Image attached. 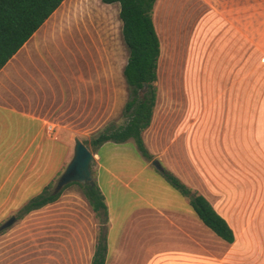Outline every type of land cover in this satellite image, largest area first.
<instances>
[{
    "label": "crops",
    "instance_id": "1",
    "mask_svg": "<svg viewBox=\"0 0 264 264\" xmlns=\"http://www.w3.org/2000/svg\"><path fill=\"white\" fill-rule=\"evenodd\" d=\"M77 12L78 0H65L0 71V228L4 220L50 186L52 175L66 165L72 140L75 143L76 136L97 128L101 84L96 64L83 61L84 44L81 31H77ZM154 23L161 42L159 76L163 42L157 17ZM125 66L122 79L127 86ZM242 67V49L236 42L234 46H221L210 58L208 82L211 70H224L219 84L224 92L222 101L231 99L230 108L220 103L221 110L213 119L210 112H202V121L194 120L185 130L186 176L169 167L227 222L234 232V243L225 242L204 226L188 199L182 202L176 198L171 202L163 196L155 199L150 195L132 225L153 229L155 248L160 247V252L152 253L151 264H264V79L254 90L248 112H243ZM127 93L129 98L128 86ZM237 93L240 104L237 106L236 102L233 109ZM155 122L156 112L143 138L150 152L149 143L154 142V148L163 154L164 149H173L178 143L173 132L182 131L167 125L157 128ZM108 124L92 133L96 135ZM49 125L55 128L53 136L47 130ZM100 167L115 178L109 167ZM195 173L198 182L192 178ZM97 181L108 206L109 264L112 257L122 258L120 242L111 243L121 211L112 209L99 177ZM140 187L137 185L135 191L141 192ZM153 217L155 223L146 221ZM18 243H10V252L0 246V264H32L34 253L28 243L23 253L18 252Z\"/></svg>",
    "mask_w": 264,
    "mask_h": 264
},
{
    "label": "rangeland",
    "instance_id": "2",
    "mask_svg": "<svg viewBox=\"0 0 264 264\" xmlns=\"http://www.w3.org/2000/svg\"><path fill=\"white\" fill-rule=\"evenodd\" d=\"M236 2L157 1L153 18L158 19L163 52L156 84L155 127L167 125L182 132H173L179 138L178 143L172 146L173 149H164L163 154L162 150L154 148V142L149 143L153 159L147 161L133 141L124 144L106 143L99 150H94L89 144L95 135L92 131L97 128L101 129L111 122L117 125L125 123L121 113L128 93L122 70L129 53L121 36L119 5L104 4L102 0H78L76 24L80 29L77 31L82 33L83 61L96 64L101 87L97 128L93 127L76 138L87 143L96 158V165L92 167L93 178L99 177L102 181L112 209L121 211L120 222L111 233V243L116 245L120 242L122 258L112 257L109 264H151L152 253L160 252V247L158 250L155 248L156 239L151 227L142 229L139 224L132 225L150 195L155 199L163 196L171 202L176 198L187 202L184 196L167 184L151 163L158 160L165 169L171 167L186 176L185 130L194 120L202 121V112H210L213 119L216 112L221 110L220 103H224V108L226 105L227 109L230 108L231 99L227 97L222 101L224 92L219 84L224 70H211V81L208 82L210 58L216 55L221 46L231 43L234 46L235 42L241 45L243 112H248L254 90L264 79V0ZM239 98L240 94L237 93L233 109L236 102L239 106ZM85 125L84 122L83 127ZM168 135L171 136L172 132ZM71 137L73 139L74 136L71 134ZM74 147L72 140L66 165L52 175L50 190L55 189L71 162ZM100 165L109 167L115 178L112 179ZM197 177L195 173L192 178L198 182ZM137 185L141 186L139 193L135 191ZM154 218L146 221L155 223ZM9 219L4 220L3 224ZM124 227L127 228L124 230ZM98 228L99 221L82 188L73 185L63 192L57 202L4 230L1 245L10 252V243L17 240L20 248L18 252L23 253L27 247L25 243H28L30 252L34 253L32 264H91Z\"/></svg>",
    "mask_w": 264,
    "mask_h": 264
},
{
    "label": "trees",
    "instance_id": "3",
    "mask_svg": "<svg viewBox=\"0 0 264 264\" xmlns=\"http://www.w3.org/2000/svg\"><path fill=\"white\" fill-rule=\"evenodd\" d=\"M64 1L0 0V71ZM102 2L108 5H120L119 19L122 23V38L129 51L128 62L124 69L129 98L123 110L125 123L123 125L108 124L91 138L89 144L94 150H99L106 143L124 144L133 141L141 156L151 161L153 155L146 147L143 135L152 125L157 102L156 84L161 56V42L153 18L157 0H102ZM145 85H148V89L144 95H141ZM157 172L170 187L189 200L190 206L204 226L225 242L234 243V232L205 197L194 192L169 170L164 168L163 172ZM92 179L93 186L73 183L57 194L54 190H50L49 186L45 187L39 195L31 198L20 209L16 217L21 220L57 202L66 189L79 185L99 221L91 264H106L109 231L108 206L97 177L93 178V173ZM2 233L0 232V235Z\"/></svg>",
    "mask_w": 264,
    "mask_h": 264
},
{
    "label": "water",
    "instance_id": "4",
    "mask_svg": "<svg viewBox=\"0 0 264 264\" xmlns=\"http://www.w3.org/2000/svg\"><path fill=\"white\" fill-rule=\"evenodd\" d=\"M148 89V85H145L144 90L141 91V95H144ZM152 166L159 172L164 171V167L159 161H152ZM96 165V158L89 150L87 144H84L80 139H75L74 156L67 166L65 172L60 177L54 193H60L66 186L78 183L86 185H94L92 179V167ZM18 221L16 216H12L1 228L0 231L11 228Z\"/></svg>",
    "mask_w": 264,
    "mask_h": 264
},
{
    "label": "built area",
    "instance_id": "5",
    "mask_svg": "<svg viewBox=\"0 0 264 264\" xmlns=\"http://www.w3.org/2000/svg\"><path fill=\"white\" fill-rule=\"evenodd\" d=\"M47 130H48V132L53 136V134H54V130H55L54 126H53V125H49V126H47Z\"/></svg>",
    "mask_w": 264,
    "mask_h": 264
}]
</instances>
